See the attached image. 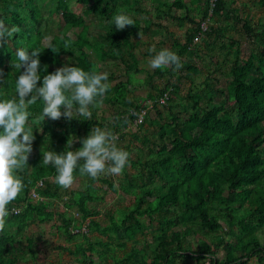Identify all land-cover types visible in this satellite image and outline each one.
I'll list each match as a JSON object with an SVG mask.
<instances>
[{"label":"trees","instance_id":"obj_1","mask_svg":"<svg viewBox=\"0 0 264 264\" xmlns=\"http://www.w3.org/2000/svg\"><path fill=\"white\" fill-rule=\"evenodd\" d=\"M253 2L256 12L236 0H0V20L18 29L0 41V99L16 94L19 47L42 51L39 86L66 63L109 74L89 120H41L43 100L28 106L33 150L17 173L23 189L8 205L0 264H39L45 238L29 228L51 223L77 264H264V0ZM118 11L134 24L116 30ZM171 24L184 40L156 49L175 52L182 68L148 72L143 102L132 98L142 59L153 55L144 37ZM92 127L118 136L127 164L62 188L43 153L77 150Z\"/></svg>","mask_w":264,"mask_h":264},{"label":"clouds","instance_id":"obj_2","mask_svg":"<svg viewBox=\"0 0 264 264\" xmlns=\"http://www.w3.org/2000/svg\"><path fill=\"white\" fill-rule=\"evenodd\" d=\"M112 19L116 30L134 24L124 11H118ZM17 31L16 27L9 28L0 20V41L5 37L11 39ZM139 36L142 39L141 33ZM149 51L153 53L149 60L151 68L172 67L173 71L182 68L180 57L175 52L167 48L157 51L155 45ZM41 52L40 49H17V62L13 65L24 70L16 78V94L10 99H0V232L4 231L5 218L9 215L8 205L23 189L22 179L17 173L28 164L33 150V132L25 127L30 115L28 106L37 99L43 100L41 120H58L61 117L69 121L79 117L89 120L92 117L90 107H94L98 98H102L109 89V74L98 71L99 65L85 71L67 63L44 75L43 84L39 86ZM117 141L118 136L107 127H92L89 135L82 138V147L62 153L49 150L43 153L41 164L54 166L57 173L55 182L65 189L73 185L77 167L80 175L92 179L101 175H120L127 164L128 153L118 147ZM72 144L73 141L71 144L68 141L67 147L72 148Z\"/></svg>","mask_w":264,"mask_h":264},{"label":"rangeland","instance_id":"obj_3","mask_svg":"<svg viewBox=\"0 0 264 264\" xmlns=\"http://www.w3.org/2000/svg\"><path fill=\"white\" fill-rule=\"evenodd\" d=\"M254 0H236V5H240L241 3L250 2L251 8L254 12H256V9L258 7H254L253 2ZM249 10V7H246ZM259 15V14H258ZM162 24H168L167 21H162ZM171 29L170 34L168 31ZM172 35V36H171ZM172 37H178L181 40H184L185 38V29L178 27V25L171 24L169 26V29L163 30L162 34H157L154 36H145V40H151L153 38L154 45L156 48L165 46L164 44L168 45L170 44ZM151 38V39H150ZM243 47H247L246 42L243 43ZM151 56H146L145 60L141 62L142 69L139 73H134L136 75V79L132 83V85L129 86L130 95L132 98L137 99L139 101H142L141 98L145 95L146 92L149 91V86L144 83V80H146V76L149 73H152L154 71L153 68L150 67L149 60ZM160 83L165 82V80H160ZM189 87V81L186 79L182 80V88L181 93L186 94ZM145 102V101H144ZM88 177L85 176H79L73 183L72 188H84L85 187V181H87ZM96 184H101L99 181ZM112 197H114L113 194H111ZM61 208V206H60ZM54 229L53 223L47 225L45 230H42L41 227H37V225H32L29 230L30 232H38L39 237L45 238V242H39V251L38 255L40 257V263L39 264H53L56 261H60L61 264H77L74 261V258L72 255H70L67 251H63L60 248H58V245H62L65 243V241L61 238H57L54 234H52L50 231ZM95 232H89V235L93 237ZM66 244V243H65ZM224 254V251L221 250L219 255L222 256ZM18 264H32L30 261L27 262H19ZM247 264H257V261H249Z\"/></svg>","mask_w":264,"mask_h":264},{"label":"built area","instance_id":"obj_4","mask_svg":"<svg viewBox=\"0 0 264 264\" xmlns=\"http://www.w3.org/2000/svg\"><path fill=\"white\" fill-rule=\"evenodd\" d=\"M197 40V39H196ZM150 104L152 103L151 101L149 102ZM146 113V109H143L142 110V113L140 114V116H139V118H138V121H142L143 120V118H144V114Z\"/></svg>","mask_w":264,"mask_h":264},{"label":"crops","instance_id":"obj_5","mask_svg":"<svg viewBox=\"0 0 264 264\" xmlns=\"http://www.w3.org/2000/svg\"><path fill=\"white\" fill-rule=\"evenodd\" d=\"M179 27V26H178ZM171 30V29H170Z\"/></svg>","mask_w":264,"mask_h":264}]
</instances>
